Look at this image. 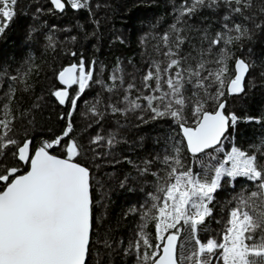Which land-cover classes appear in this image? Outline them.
<instances>
[{
    "label": "snow or ice",
    "instance_id": "1",
    "mask_svg": "<svg viewBox=\"0 0 264 264\" xmlns=\"http://www.w3.org/2000/svg\"><path fill=\"white\" fill-rule=\"evenodd\" d=\"M50 2L60 12L66 7L90 9V0ZM17 3L18 0H0V36L14 21ZM220 4L239 16L253 7L252 0H181L176 10V24L153 47V53H159L160 58L149 62L140 78V87L135 83L127 85L126 93L135 89L136 97L130 99L125 94L122 100L111 105L113 113L126 114L140 109L150 111L152 119L170 118L179 130L177 135L182 137L179 142L193 156L211 155L207 152L209 149L224 152L223 140L238 117L225 113L227 102L223 98L226 92L228 95L244 92L245 77L252 67L251 62L236 57L234 73L229 76L228 61L232 54L227 46L250 38L243 23L232 22L231 27L225 23L223 30L213 37L205 34L207 48L183 52V45L190 43L184 34L186 27L191 31L184 17L190 19L201 8ZM224 19L231 22L233 18L226 15ZM220 45L224 47H218L217 55L212 48ZM95 71L96 62L86 65L81 57L78 63L58 72L59 83L65 87L53 95L61 105L70 104L68 122L61 135L43 141L38 147L33 148L31 139L21 141L10 135L15 117L7 104L0 105V264H87L93 232L91 173L88 167L77 162L82 147L70 134L80 96L93 83H102L94 81ZM110 80L111 86L104 85L109 92L117 81L124 86L120 67ZM73 85L78 90L70 97L68 90ZM120 103L125 104L123 109L117 107ZM209 105L213 106L212 110ZM93 112L99 114L95 108ZM186 112L190 113L192 123ZM102 139L97 136L92 143L98 144ZM107 143L112 144L113 139ZM56 148L62 149L63 155L54 154L52 150ZM9 149H12L10 153ZM8 155L27 165V170L8 166ZM260 157L234 146L218 160V166L209 169V175L186 168L179 147H174L171 155H165L162 163L167 166L166 175L159 178L157 186L162 195L149 194L151 208L144 213L137 237L128 246L137 254L140 264H264V150ZM143 171L148 172V168ZM225 177L245 178L252 182L254 190L246 195L242 191L233 198L235 203L219 239L211 236L202 240L201 226L212 215L209 204ZM150 221L155 222L154 236L145 230Z\"/></svg>",
    "mask_w": 264,
    "mask_h": 264
},
{
    "label": "trees",
    "instance_id": "2",
    "mask_svg": "<svg viewBox=\"0 0 264 264\" xmlns=\"http://www.w3.org/2000/svg\"><path fill=\"white\" fill-rule=\"evenodd\" d=\"M252 3L253 7L246 10L244 16L231 13L229 8L220 4L205 6L190 19L184 17L191 28L188 31L186 27L184 33L190 41L183 45L184 53L194 48H207L205 34L213 37L223 30L225 23L229 27L232 22L243 23L250 32V38L227 46L232 54L228 61L229 76L234 73L236 57L251 62L252 67L244 92L236 97L226 92L223 98L227 102V114L234 113L238 117L223 141L224 152L211 150L208 152L211 155L193 156L185 144L179 142L182 137L177 135L179 130L170 118L152 119L150 111L140 109L126 114L111 111L113 103L129 94L125 91L127 85L135 83L140 87V78L149 62L160 58L159 53H153V47L159 43V37L176 24V10L181 6V0H90L89 10L74 11L67 7L62 15L53 10L48 0H18L17 15L0 36V105H8L15 117L11 131L20 132L21 141L31 139L35 148L43 141L55 139L65 130L70 104L59 106L53 95L61 89L57 76L64 67L78 63L81 57L86 65L95 61L93 79L102 82L93 83L80 96L72 116L73 132L70 134L82 147V155L77 157V162L92 173L91 247L98 239L109 245H104L103 249L96 247L92 250L90 247L87 264H140L137 254L128 246L137 237L144 213L151 208L149 194L162 195L157 191L159 178L166 175L167 166L162 161L165 155L173 153L174 147L180 148L183 165L199 174L211 175L209 169L217 166L219 159L209 161L208 157L221 159L234 146L261 158V150H264V12L261 11L264 0H252ZM226 15L232 16L231 22L225 21ZM218 47L223 49L224 45L213 46L212 51L217 55ZM72 52L76 55H71ZM117 67L122 69L123 76L129 68L132 80L127 83L124 80L123 87L117 81L116 87L109 92L104 85H112L110 76ZM12 76L17 79H10ZM77 90L75 85L71 96L76 95ZM136 95L133 89L129 98L134 99ZM141 103L146 104L144 101ZM117 107L123 109L125 104H117ZM212 107L209 105V110ZM93 108L99 114H95ZM186 115L192 123L190 113L186 112ZM97 136L104 139L93 144ZM109 139H113L110 145L107 143ZM52 151L58 156L63 155L60 148ZM103 153L115 155L114 165L104 167L103 161L107 159ZM102 156L103 163L100 160ZM146 161L152 163L146 164ZM7 163L27 170L11 155ZM144 168H148V172H144ZM95 171L101 172L104 180L116 173L118 184L104 181L105 189L99 191L94 182ZM125 180L134 182L136 186L124 184ZM250 190H254V186L245 178L231 180L225 177L209 204L212 215L201 226L200 238L214 236L219 239L226 227L229 210L235 203L233 198L242 191L246 195ZM103 194L105 198H102ZM101 205L107 212L103 227L100 226L102 223L98 225ZM154 224L150 221L145 229L153 236ZM112 250L116 252L112 253Z\"/></svg>",
    "mask_w": 264,
    "mask_h": 264
},
{
    "label": "rangeland",
    "instance_id": "3",
    "mask_svg": "<svg viewBox=\"0 0 264 264\" xmlns=\"http://www.w3.org/2000/svg\"><path fill=\"white\" fill-rule=\"evenodd\" d=\"M66 37H68L67 35H66ZM128 71H126L125 73H124V80H125V82L127 83L128 81H130V80H132V74H131V72L129 71V68L127 69ZM10 135L13 137V138H16V139H18V140H20L21 139V136H20V132H14V131H11V133H10ZM225 140V139H224ZM8 152L10 153V149L8 150ZM110 153H106V155L103 153V156H104V158L105 159H107V160H104L103 161V156H102V159L100 158V160H101V162L103 161L104 162V167H107V166H111V165H114L113 163H112V161H114L115 160V155L114 154H112V155H109ZM215 157V159H220V158H218L217 156H214ZM9 158H10V155H8L7 156V162L9 161ZM209 158V161H212V160H214V158H211L210 159V157H208ZM223 158V157H222ZM221 158V159H222ZM204 161V160H203ZM102 162V163H103ZM218 166V165H217ZM99 171H95L94 172V182L98 185V187H99V191H103L104 189H105V186H104V181L106 182V183H111V182H113V184L115 183V182H117V184H118V177L116 178V173L114 174H111V175H109L108 177H106V179L104 180V179H102V175H101V172L100 173H98ZM124 184H130L131 186H136L135 184H134V182H127V180H125L124 181ZM105 198V194H103L102 195V198ZM103 202H104V199H103ZM102 202V203H103ZM100 213H99V219H98V225H100V223H102L100 226H102L103 224H104V221H105V219H106V217H107V212H106V208H105V206L104 205H101L100 206ZM103 227V226H102ZM104 245H106L105 247H109V245H107L106 243H105V241L103 242L102 241V239H98V241L96 242V244L95 245H93L92 247H91V249L93 250V248H102L103 249V247H104ZM114 252H116V250H112V253H114ZM116 254V253H115ZM117 255V254H116ZM94 261H95V259H93ZM98 260V259H97ZM97 260H96V262H97Z\"/></svg>",
    "mask_w": 264,
    "mask_h": 264
},
{
    "label": "water",
    "instance_id": "4",
    "mask_svg": "<svg viewBox=\"0 0 264 264\" xmlns=\"http://www.w3.org/2000/svg\"><path fill=\"white\" fill-rule=\"evenodd\" d=\"M48 1H49V4L52 6L53 10H54L56 13L62 15V14H64V13L66 12L67 7L65 8L64 12H60L59 10H56V9H55L54 5L51 4L50 0H48ZM73 10H74V9H73ZM74 11H77V10H74ZM68 66H69V65H68ZM66 67H67V66H66ZM247 78H248V74H247L246 77H245L244 86H245V84H246ZM57 81H58V83H59L58 78H57ZM59 85L61 86V89L65 87L64 85H61L60 83H59ZM74 87H75V85H73V87H72L71 89L68 90L69 93H70V97H71V90H72ZM240 94H241V93H240ZM240 94H237V95H231V96L236 97V96H238V95H240ZM56 100H57L58 105L61 106V107H65V106L68 105V103H66V104H64V105H61V104L59 103V101H58L57 98H56ZM226 109H227V103H226V108H225V113L227 114ZM229 131H230V128H229ZM228 134H229V132L226 133V137H227ZM223 141H224V140H223ZM32 146H33V145H32ZM39 146H40V145H39ZM37 147H38V146H37ZM211 150H212V149H209V150H207V152H209V151H211ZM189 153H190V152H189ZM190 154H191V153H190ZM202 154H204V153L197 154L196 156H200V155H202ZM191 155H192V154H191ZM19 164H21V165H22L23 167H25V168H28L27 165H24V164H22V163H19ZM90 173H91V170H90ZM91 175H92V173H91ZM91 195H92V179H91ZM92 200H93V198H92ZM92 210H93V205H92ZM92 236H93V232H92ZM90 247H91V244H90ZM87 262H88V258H87Z\"/></svg>",
    "mask_w": 264,
    "mask_h": 264
}]
</instances>
